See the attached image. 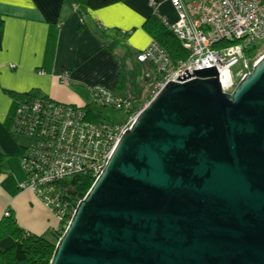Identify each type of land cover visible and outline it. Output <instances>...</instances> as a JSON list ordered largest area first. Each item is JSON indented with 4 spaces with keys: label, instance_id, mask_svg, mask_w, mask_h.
Instances as JSON below:
<instances>
[{
    "label": "water",
    "instance_id": "1",
    "mask_svg": "<svg viewBox=\"0 0 264 264\" xmlns=\"http://www.w3.org/2000/svg\"><path fill=\"white\" fill-rule=\"evenodd\" d=\"M193 72L126 130L50 264H264V56L231 92Z\"/></svg>",
    "mask_w": 264,
    "mask_h": 264
},
{
    "label": "crops",
    "instance_id": "2",
    "mask_svg": "<svg viewBox=\"0 0 264 264\" xmlns=\"http://www.w3.org/2000/svg\"><path fill=\"white\" fill-rule=\"evenodd\" d=\"M155 10L169 22L177 19L171 0H127L99 10L72 0H0V146L7 144L9 116L21 95L92 108L88 88L101 86L141 106L148 103L157 74L137 57L154 40L144 27ZM65 72L66 83L60 79ZM21 185L0 187V221L8 210L26 232L52 236L62 227L59 219Z\"/></svg>",
    "mask_w": 264,
    "mask_h": 264
},
{
    "label": "built area",
    "instance_id": "3",
    "mask_svg": "<svg viewBox=\"0 0 264 264\" xmlns=\"http://www.w3.org/2000/svg\"><path fill=\"white\" fill-rule=\"evenodd\" d=\"M171 3L177 13L175 22L163 18L158 10L154 14L182 43L188 56L174 62L155 40L138 55L140 62L152 64L160 75L154 95L170 81L178 82L177 78L186 70L192 75L194 70L214 66L223 91L231 92L237 84L232 70L241 64L239 73L245 75L258 62L252 64L244 53L264 38V0H171ZM149 6L155 8L157 4L150 1ZM60 79L66 83L68 72ZM88 89L91 102L97 106L126 113L134 111L130 100L119 98L104 87ZM17 106L16 122L11 124L10 132L29 139L20 157L27 178L20 189L33 191L58 218L69 223L76 207L71 212L67 210L56 187L79 173H93L97 178L145 106L116 125L90 122L85 115L86 107L75 108L47 97L29 98Z\"/></svg>",
    "mask_w": 264,
    "mask_h": 264
},
{
    "label": "trees",
    "instance_id": "4",
    "mask_svg": "<svg viewBox=\"0 0 264 264\" xmlns=\"http://www.w3.org/2000/svg\"><path fill=\"white\" fill-rule=\"evenodd\" d=\"M125 1L127 0H72V3L89 10H99L123 3ZM144 29L169 54L172 61L177 62L187 58L188 52L183 47L182 43L176 38L172 31L166 27L164 23H162V21L157 19L155 15H153L147 21ZM255 50V44H252L249 48H246L244 53L245 59L251 58L253 53H255ZM153 68L157 74V82V80L160 79V75L157 73L155 67ZM243 76L244 74H241L239 78L241 79ZM38 97L46 98L45 96L38 93H29L21 95L16 99L13 106L14 109H12V113L9 116V130H11V126L15 125L16 122L17 105H19V103L23 100ZM150 100L151 98H149L148 102ZM132 105V110L134 111H127V116L133 112L135 113V111L141 107L139 103L135 102H132ZM74 107L76 108V106ZM85 112H87L85 115L88 121L94 123H104L100 122L101 115L97 114L95 111H92L89 107H86ZM12 136L14 138L17 137L14 134H12ZM24 150L25 146H21L19 153L20 157L24 153ZM2 158L3 154L0 151V177L5 174L3 171ZM95 180L96 178L93 173L87 172L79 173L59 183V185L56 187L59 191L58 196L63 200L65 206L68 207L67 210L70 212L74 210L77 204L91 189ZM6 212L9 213L8 216L5 215ZM5 213L4 218L0 221V264H50L56 244L59 238L63 235L68 221H64V219L59 217L62 227L52 233L53 238L51 239L46 238V235H35L26 232L18 225L16 219L11 216L10 211L7 210Z\"/></svg>",
    "mask_w": 264,
    "mask_h": 264
},
{
    "label": "rangeland",
    "instance_id": "5",
    "mask_svg": "<svg viewBox=\"0 0 264 264\" xmlns=\"http://www.w3.org/2000/svg\"><path fill=\"white\" fill-rule=\"evenodd\" d=\"M255 46H256V50H255V53H253V56L251 58H246V59H250L252 64L260 60L264 56V38L258 40ZM240 69H241V64H239L237 67H235L232 70V76L235 82H238L240 80L239 78V76L241 75V73H239ZM251 70H252V67H251ZM89 105H92V111H95L97 114L101 115L100 122H104L107 124H118L119 122H121L127 117L126 112L118 111V110L107 108V107H100V106H97V104L95 103H92ZM145 105H142V106H145ZM96 107H99V109H96ZM28 142H29V139L26 137L19 136V137L14 138L10 134L8 137L6 146L5 147L0 146L3 152V153L1 152L3 154L2 164H3V171L5 173L4 179L2 180L0 184L1 188L10 189L11 187H17L18 184L20 185L21 183L23 184L26 182V175L21 165V158L19 156V153L21 150V146L27 145ZM48 236L51 239L53 238L51 235H48ZM48 236H46V238H48Z\"/></svg>",
    "mask_w": 264,
    "mask_h": 264
},
{
    "label": "bare ground",
    "instance_id": "6",
    "mask_svg": "<svg viewBox=\"0 0 264 264\" xmlns=\"http://www.w3.org/2000/svg\"><path fill=\"white\" fill-rule=\"evenodd\" d=\"M155 15V14H154ZM159 20H161L160 19V17L159 16H157V15H155ZM162 16V15H161ZM163 23V22H162ZM165 25V24H164ZM166 26V25H165ZM167 27V26H166ZM137 60H138V58H137ZM139 61V60H138ZM140 62V61H139ZM141 63H145V62H141ZM147 63V62H146ZM150 64V63H149ZM152 67H154L152 64H150ZM91 110H92V108L90 107V106H88ZM9 132H10V130H9ZM10 134L12 135V133L10 132Z\"/></svg>",
    "mask_w": 264,
    "mask_h": 264
},
{
    "label": "clouds",
    "instance_id": "7",
    "mask_svg": "<svg viewBox=\"0 0 264 264\" xmlns=\"http://www.w3.org/2000/svg\"><path fill=\"white\" fill-rule=\"evenodd\" d=\"M238 83V82H237ZM68 225V224H67Z\"/></svg>",
    "mask_w": 264,
    "mask_h": 264
}]
</instances>
